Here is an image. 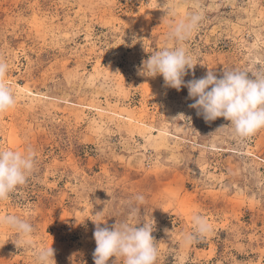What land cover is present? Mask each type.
Wrapping results in <instances>:
<instances>
[{"label": "rangeland", "instance_id": "rangeland-1", "mask_svg": "<svg viewBox=\"0 0 264 264\" xmlns=\"http://www.w3.org/2000/svg\"><path fill=\"white\" fill-rule=\"evenodd\" d=\"M197 10L185 82L264 71V0H0V58L17 99L0 114V149L36 160L0 202V217L34 226L32 244L0 226V264H36L43 246L56 264H94L103 210L101 227L152 226L156 264H264V128L241 140L223 117L198 116L186 87L138 74L178 46L170 25ZM195 216L211 231L189 243Z\"/></svg>", "mask_w": 264, "mask_h": 264}, {"label": "clouds", "instance_id": "clouds-1", "mask_svg": "<svg viewBox=\"0 0 264 264\" xmlns=\"http://www.w3.org/2000/svg\"><path fill=\"white\" fill-rule=\"evenodd\" d=\"M179 7H165L166 16L178 15ZM201 20L202 15L197 10L170 25L169 39L177 41L178 46L174 49L165 47L152 54L142 62L138 74L147 77L162 75L165 85L177 91L186 87L189 98L195 100L189 106L197 109L198 116L202 115L206 122L223 117L230 121L233 136L245 139L264 128V71L252 74L254 78H250L247 71H224L222 77L218 78L214 71L209 70L206 76L185 82L188 70L194 69L196 64L184 42L199 28ZM8 70L7 61L0 58V114L15 108L17 103L13 88L6 81ZM35 166L32 149L25 152L0 149V202L6 201L11 193L27 182ZM135 200L140 205L145 202L144 196L139 194ZM103 213L104 210L97 212L94 215L96 219H92L96 226L94 264H108L113 257V264H121V261L122 264H156L159 248L152 235V226H132L117 221L111 228L101 227L102 223H106ZM194 223L195 233L185 237L189 243L197 236L202 237L211 231V226L201 216H195ZM0 226L14 230L18 241L32 244L31 237L35 228L27 221L15 215H7L0 217ZM34 256L36 264H56L52 247H35Z\"/></svg>", "mask_w": 264, "mask_h": 264}]
</instances>
